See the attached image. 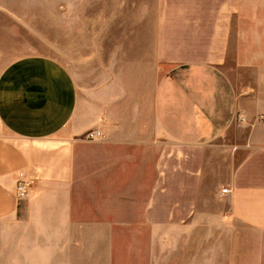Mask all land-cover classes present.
<instances>
[{
    "label": "crops",
    "instance_id": "1",
    "mask_svg": "<svg viewBox=\"0 0 264 264\" xmlns=\"http://www.w3.org/2000/svg\"><path fill=\"white\" fill-rule=\"evenodd\" d=\"M114 6L85 15L81 68L0 72V264H137L142 237L146 264H264V0H157L150 23ZM237 125L246 153L202 208L206 150Z\"/></svg>",
    "mask_w": 264,
    "mask_h": 264
},
{
    "label": "rangeland",
    "instance_id": "2",
    "mask_svg": "<svg viewBox=\"0 0 264 264\" xmlns=\"http://www.w3.org/2000/svg\"><path fill=\"white\" fill-rule=\"evenodd\" d=\"M114 4L115 0L95 1L87 4L83 12L82 0H0V72L19 57L38 54L60 58L66 65L77 68L81 62L74 59L75 54L87 52L90 47L88 30L82 24L85 15L98 20L100 13L104 20L106 11H110L108 16H113ZM129 4L137 6V18L143 15L147 23L155 21L157 0H129ZM134 11L135 8L127 7V20L130 15L134 18ZM247 136V128L233 126L215 145L207 148L201 190V197L206 201L202 200V208L218 207L213 198L229 177L231 167L243 159ZM128 240L124 238L123 245H129ZM132 243L140 250L134 258L137 264H146L145 246L149 238H137V241L132 238ZM155 245H160V237L155 238ZM154 254L158 257L155 260L160 261V250ZM130 256L124 254L123 262L130 260Z\"/></svg>",
    "mask_w": 264,
    "mask_h": 264
},
{
    "label": "built area",
    "instance_id": "3",
    "mask_svg": "<svg viewBox=\"0 0 264 264\" xmlns=\"http://www.w3.org/2000/svg\"><path fill=\"white\" fill-rule=\"evenodd\" d=\"M259 120H264V114L260 115ZM239 121L240 122H246V117L239 115ZM100 135H101V131L95 129V130L88 131L85 134V138H87L89 140H95ZM32 186H33V182L31 180H29L25 177L21 178L16 185V190H15L16 197L18 199H23V198H26L27 196H29V194L31 193V190H32ZM229 191H230V189H228V188L222 189L223 193H227Z\"/></svg>",
    "mask_w": 264,
    "mask_h": 264
}]
</instances>
